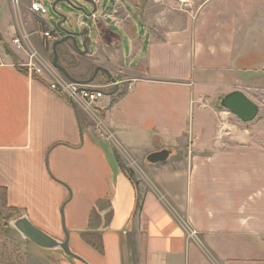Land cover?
<instances>
[{
  "label": "crops",
  "instance_id": "crops-1",
  "mask_svg": "<svg viewBox=\"0 0 264 264\" xmlns=\"http://www.w3.org/2000/svg\"><path fill=\"white\" fill-rule=\"evenodd\" d=\"M34 1L48 8L61 0H0V188L8 205L61 240L63 208L70 246L92 264H264V137L250 128L264 112V0H179L184 11L178 0H110L100 12L102 0H87L98 15L94 27L79 20L91 28L88 51L66 40L58 62L78 80L92 76H82L89 61L102 68L104 80L88 85L107 88L100 113L76 112L51 88L68 79L53 63L66 34L47 25L50 9L36 12ZM45 31L53 33L47 47ZM15 37L39 51L42 73L29 71ZM236 90L258 104L255 120L222 105ZM162 149L166 160H147ZM117 156L138 181L135 215L137 188ZM100 200L102 224L90 229ZM90 231L102 235L103 252L83 239Z\"/></svg>",
  "mask_w": 264,
  "mask_h": 264
},
{
  "label": "rangeland",
  "instance_id": "rangeland-1",
  "mask_svg": "<svg viewBox=\"0 0 264 264\" xmlns=\"http://www.w3.org/2000/svg\"><path fill=\"white\" fill-rule=\"evenodd\" d=\"M104 1L105 4L103 3V0L99 4V12L105 10L110 3V0ZM178 3V9L184 11V9H186L185 6H183V4L179 2V0ZM46 4L50 9V13L46 18L47 25L51 29L56 30L62 35L65 34L64 29L74 32L82 31L84 27L79 24V20L81 18H83L87 22V24H89L90 27H94V19L88 16V14L92 12L94 6L93 4L87 2V0H61L60 2H58L57 7H54L53 3L51 2H47ZM94 40L95 32L94 34L92 33V41L94 42ZM91 44L92 47H94L93 43ZM64 51H62V54L64 53ZM66 51L69 52V49H67ZM49 56L51 60L52 58L50 52ZM70 60L71 58L69 56L67 58H63V62L67 65ZM89 62L91 63V65H86V69L82 74L84 78H88L94 73L95 64L92 62V60ZM103 80L104 79L99 73L93 82L101 83V81ZM94 108L97 109V105L94 106ZM97 110L100 113L101 110ZM263 114L264 112L261 111L259 116L260 118L255 121V123L252 124L250 127L254 136L264 137V122H262L264 119ZM86 120L89 121V123L92 122V120L88 117L86 118ZM212 127L214 131L216 125L212 123L211 128ZM211 128H209V130ZM219 134L221 133L216 130L211 135L219 136ZM208 135V132H206L205 136ZM203 147L205 148L206 146ZM206 148L209 149L208 147ZM115 158L118 162L117 157ZM121 161L123 160L121 159ZM138 163L140 165L145 164V159L142 158L141 160H139ZM11 208L12 207H10L7 203L4 202L3 195L0 193V264H78V262H76L73 258L66 256L65 253L60 249H43L31 242L30 240L24 238L22 234L17 231V229H15L12 225L15 219L22 216V213L21 215H17L15 212L12 211ZM192 229H194L198 234V231L195 228H190L189 231H191Z\"/></svg>",
  "mask_w": 264,
  "mask_h": 264
},
{
  "label": "water",
  "instance_id": "water-1",
  "mask_svg": "<svg viewBox=\"0 0 264 264\" xmlns=\"http://www.w3.org/2000/svg\"><path fill=\"white\" fill-rule=\"evenodd\" d=\"M65 37L63 39L58 40L54 45V57L53 63L54 65L60 69L65 76L72 82H75L84 88V86H88L97 77L98 73L102 70L101 67H96L94 73L89 79L86 80H78L74 78L68 70L63 67L59 62V56L57 52V46L61 42L66 40H71L73 42L74 47L77 51L81 53H87L88 51V42L90 41L91 37V28L86 26L80 32H74L70 30L64 29ZM78 37H83L84 40L82 42L83 49L80 48L78 44ZM112 94V93H108ZM72 106L78 112V107L75 102H71ZM222 105L226 107L229 111L237 115L242 121L244 122H251L255 120L258 115L260 108L257 103H255L252 99H250L244 92L236 90L226 94L221 101ZM170 155L169 149H162L159 151L152 152L148 155L147 160L152 163L160 162L166 160ZM62 218H63V228L65 231V239L61 240L55 238L48 232L44 231L40 227L36 226L27 215H22L21 217L15 219L12 223L13 227L19 231L22 236L37 246L48 249V250H55L60 249L62 250L66 256L73 258L78 264H92L90 263L84 256L77 253L72 249L70 246V234L65 226L64 217H63V208L61 209Z\"/></svg>",
  "mask_w": 264,
  "mask_h": 264
},
{
  "label": "built area",
  "instance_id": "built-area-1",
  "mask_svg": "<svg viewBox=\"0 0 264 264\" xmlns=\"http://www.w3.org/2000/svg\"><path fill=\"white\" fill-rule=\"evenodd\" d=\"M53 1V0H51ZM184 1V0H181ZM31 8L39 13L47 14L48 8L42 2H32ZM91 18H96L98 15L95 12H92ZM53 38V33L51 31H45L43 33V43L44 46L49 45V41ZM14 45L18 48L23 49V51H27L23 44V39L20 37H15L13 39ZM29 56V61L26 63L27 67L29 68L30 72H43V61L41 54L38 50L32 49L31 51H27ZM110 86V85H109ZM51 88L57 91L60 95L66 97L70 100V102H75L79 107H83L88 111H92L94 106L98 105L100 100L106 96V89L105 87L92 89L88 86H81L75 82L70 81L69 79H63L57 82H53L51 84ZM188 237L191 239H197V233L194 229L189 231Z\"/></svg>",
  "mask_w": 264,
  "mask_h": 264
},
{
  "label": "trees",
  "instance_id": "trees-1",
  "mask_svg": "<svg viewBox=\"0 0 264 264\" xmlns=\"http://www.w3.org/2000/svg\"><path fill=\"white\" fill-rule=\"evenodd\" d=\"M8 51H9V49H8ZM81 123L83 125L86 124L85 120L82 117H81ZM117 159L120 162V165L122 166L124 171L128 174V176L134 182V184L136 185V188H137L138 202H137L136 209L134 212V215H135L138 212V210L140 209V204H141L140 199H139L140 196H139V189H138V181L136 180V177H135L133 170L126 167V165L121 161L120 157L117 156ZM0 193L3 195L4 202L8 204L6 189L0 188ZM105 207H106L105 203L101 200L97 202L96 206H94V208L92 209L91 214H90V229H96L102 224V218H101L100 212ZM11 209L17 215H21V211L19 209H17V208H11ZM110 219H111V214L108 215L106 223H108L110 221ZM82 237L86 242L91 244L98 251H100V252L104 251V243H103L102 235L100 233L90 231V232L83 233Z\"/></svg>",
  "mask_w": 264,
  "mask_h": 264
},
{
  "label": "flooded vegetation",
  "instance_id": "flooded-vegetation-1",
  "mask_svg": "<svg viewBox=\"0 0 264 264\" xmlns=\"http://www.w3.org/2000/svg\"><path fill=\"white\" fill-rule=\"evenodd\" d=\"M112 84V83H111Z\"/></svg>",
  "mask_w": 264,
  "mask_h": 264
}]
</instances>
